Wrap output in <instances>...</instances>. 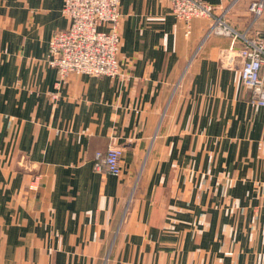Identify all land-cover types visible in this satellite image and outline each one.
<instances>
[{"label": "crops", "instance_id": "obj_1", "mask_svg": "<svg viewBox=\"0 0 264 264\" xmlns=\"http://www.w3.org/2000/svg\"><path fill=\"white\" fill-rule=\"evenodd\" d=\"M205 1L252 23L251 0ZM62 4L0 0V264H264V107L220 63L229 37L120 0V76L60 79ZM110 145L119 174L93 168Z\"/></svg>", "mask_w": 264, "mask_h": 264}, {"label": "built area", "instance_id": "obj_2", "mask_svg": "<svg viewBox=\"0 0 264 264\" xmlns=\"http://www.w3.org/2000/svg\"><path fill=\"white\" fill-rule=\"evenodd\" d=\"M175 16L186 28L192 17L210 20L207 35L229 37V44L219 52L220 63L228 68L239 66L241 84L250 90V100L264 107V34L252 25L261 17L264 0H251L248 9L252 23L237 29L217 13L205 0H167ZM62 13L69 25L54 32L48 43L47 63L56 68L60 79L70 73L96 76H120L117 52L120 43V0H62ZM107 24V27L102 25ZM264 142V125L262 129ZM122 148L110 145L104 152L96 151L93 168L98 172L119 174ZM34 177L29 188L36 187Z\"/></svg>", "mask_w": 264, "mask_h": 264}]
</instances>
